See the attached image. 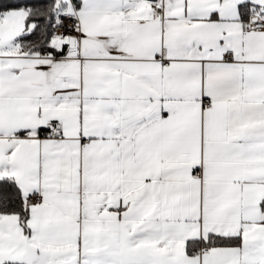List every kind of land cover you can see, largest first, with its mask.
<instances>
[{
	"label": "snow or ice",
	"instance_id": "6c2138e0",
	"mask_svg": "<svg viewBox=\"0 0 264 264\" xmlns=\"http://www.w3.org/2000/svg\"><path fill=\"white\" fill-rule=\"evenodd\" d=\"M0 264H264V0H0Z\"/></svg>",
	"mask_w": 264,
	"mask_h": 264
}]
</instances>
